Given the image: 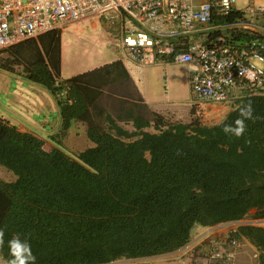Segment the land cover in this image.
<instances>
[{"label":"trees","instance_id":"16d2710c","mask_svg":"<svg viewBox=\"0 0 264 264\" xmlns=\"http://www.w3.org/2000/svg\"><path fill=\"white\" fill-rule=\"evenodd\" d=\"M62 33L26 40L15 55L26 78L55 97L63 129L86 122L95 146L47 151L43 139L0 120V165L17 177L0 178L5 260L16 235L36 264H102L175 251L197 225L254 209L264 216V96L245 98L219 124L172 122L146 102L122 60L60 80ZM249 101L257 118L241 137L225 134ZM241 232L264 264V228Z\"/></svg>","mask_w":264,"mask_h":264},{"label":"built area","instance_id":"2783aa9c","mask_svg":"<svg viewBox=\"0 0 264 264\" xmlns=\"http://www.w3.org/2000/svg\"><path fill=\"white\" fill-rule=\"evenodd\" d=\"M94 19L117 26L111 47L124 63L186 64L200 117L212 104L236 109L264 96V0H229L227 9L222 0H0V51ZM0 120L8 121L1 108ZM254 214L227 222L224 238L212 234L203 246L102 264H262L258 248L246 259L242 246L243 226L264 228Z\"/></svg>","mask_w":264,"mask_h":264},{"label":"crops","instance_id":"0c3cea01","mask_svg":"<svg viewBox=\"0 0 264 264\" xmlns=\"http://www.w3.org/2000/svg\"><path fill=\"white\" fill-rule=\"evenodd\" d=\"M109 40L110 38L108 40L104 39L103 44H109ZM65 48V43L63 42L61 80H66L79 73L93 70L115 60H121L119 52L113 51L115 57H111L110 54H101L102 60L100 62L96 63L93 60H88L83 63L84 65L81 68L80 63L76 62L75 55L71 51V46H68L67 52ZM169 63L158 62L155 64L162 67L170 65ZM124 64L140 89L146 102L151 107L160 109L161 106H165L169 102L171 103L169 100L161 101L150 99L154 96L151 95L149 86L143 84V72L149 65L137 67L133 64ZM66 69L69 70L68 74L65 73ZM12 75L15 74L12 73ZM12 75L9 74L10 77ZM9 76L6 74L5 77L9 78ZM15 77V79L18 80L17 84H19L20 87L14 86L12 83H2L4 80L2 77L0 78V93L4 94L8 99V105L5 107L6 112H4L2 108L1 110L11 125L16 126L22 132L31 133L43 139L45 143L44 148L47 151L59 147L69 154H79L85 149L95 146V143L88 136V125L86 122L73 119L69 129L64 130L63 118L55 97L44 86L33 83L25 77L16 75ZM28 85L31 92L25 91V87ZM1 106L3 107L2 102H0V107ZM216 107L221 108L220 110L222 111L229 108L227 106H210V112H212V114L210 113V118H214L216 115L221 116V113L217 114L219 111L213 113L214 108ZM51 114L57 115L55 117V122L50 121ZM252 212L255 213V211ZM227 224V222H224L214 226L197 225L192 231L190 241L184 246H203L207 242V238L212 234L216 235L215 237L218 238V240L223 239L226 230L228 229ZM242 242V246H256L247 238H244ZM122 260L129 259L122 258Z\"/></svg>","mask_w":264,"mask_h":264},{"label":"rangeland","instance_id":"374dc122","mask_svg":"<svg viewBox=\"0 0 264 264\" xmlns=\"http://www.w3.org/2000/svg\"><path fill=\"white\" fill-rule=\"evenodd\" d=\"M61 31L63 32L62 46L64 42L66 52L68 51V46H71V51L75 55L76 62L80 63L81 68L84 65L83 63L88 60H93L96 63L100 62L102 60L101 54H110L111 57H115L112 47L114 46L118 32L117 26L109 27L106 25V22L94 19L87 22L72 24ZM109 38V44L104 45V39L108 40ZM16 52L15 47L0 51V78L2 77L4 80L2 83H12L14 86L20 87V85L17 84L18 80L15 79V75L26 78L27 72L24 65L20 63L15 55ZM169 64L168 66L162 67L158 66V64L149 65L143 72V84L149 86L150 93L154 96L150 99L171 101V103L169 102L167 105L161 106L160 109L151 107L162 113L167 120L189 123L198 118L204 124L215 125L223 122L226 116L234 110V108L229 106H227L229 108L223 111L220 110L221 108L216 107L213 113L219 111L217 114L221 113V116L216 115V117L210 118L212 114V112H210V106H221L212 104L209 106L208 112L200 117L197 113V107L192 105L193 93L189 82L188 66L175 62ZM1 66H5L8 69L2 68ZM12 73L15 75H12ZM65 73L68 74L69 70L66 69ZM6 74H8V76L11 74L12 76L7 78L5 77ZM59 79L61 80V78ZM25 91L31 92L29 85L25 87ZM102 101L107 102V98H104ZM0 102H2L3 105V107L1 106L0 108L6 112L5 107L8 105V99L2 93H0ZM56 116V114H51L50 121L55 122ZM126 126L130 129L133 128L131 124H127ZM0 178L6 181H14L17 177L5 166L0 165ZM253 211L257 213L256 209ZM256 248L259 249V252H261L260 256H262V250L258 246H245L246 253L244 258H250ZM0 258L5 260L2 253H0ZM162 264H165V261H162Z\"/></svg>","mask_w":264,"mask_h":264},{"label":"clouds","instance_id":"9594fccd","mask_svg":"<svg viewBox=\"0 0 264 264\" xmlns=\"http://www.w3.org/2000/svg\"><path fill=\"white\" fill-rule=\"evenodd\" d=\"M222 3L225 9L229 7V0H222ZM239 112L240 115L234 121V124L224 125L223 131L225 134L241 137L246 130L245 121L249 119L255 120L257 118L253 116L254 108L251 101L245 105H242L239 109ZM255 214L257 213L255 212ZM4 235L5 230L0 228V248L3 247L5 242ZM7 243L11 259L4 260L3 258H0V264H36V256L33 254L31 244L28 240L21 239L19 235H16Z\"/></svg>","mask_w":264,"mask_h":264}]
</instances>
